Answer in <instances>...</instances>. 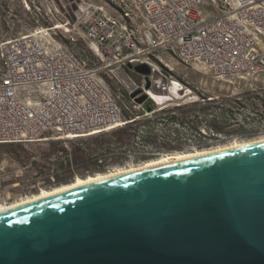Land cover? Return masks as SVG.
Returning a JSON list of instances; mask_svg holds the SVG:
<instances>
[{
    "label": "water",
    "instance_id": "1",
    "mask_svg": "<svg viewBox=\"0 0 264 264\" xmlns=\"http://www.w3.org/2000/svg\"><path fill=\"white\" fill-rule=\"evenodd\" d=\"M128 69L164 94L167 73ZM142 91L129 95L136 104ZM0 264H264V140L161 160L0 210Z\"/></svg>",
    "mask_w": 264,
    "mask_h": 264
},
{
    "label": "built area",
    "instance_id": "2",
    "mask_svg": "<svg viewBox=\"0 0 264 264\" xmlns=\"http://www.w3.org/2000/svg\"><path fill=\"white\" fill-rule=\"evenodd\" d=\"M109 1L120 10L125 24L102 7L88 5L81 10L87 13L84 20L72 25L80 28L81 37L96 55L100 64L96 68H88L58 41L55 27L35 29L0 43V144L37 143L47 135L79 138L131 122L123 117L101 72L111 73L128 97L143 89L159 110L190 93L195 95L190 96L189 104L199 101L196 89L169 73L164 94L145 89V80L141 85L127 77L124 70L128 64H148L150 80H154L161 70L159 64L169 68L160 59L161 53L184 65L200 63L215 79L249 77L264 71V0ZM202 5L217 14L205 18ZM26 87L33 88L29 94L21 91ZM33 94L38 98H32ZM257 106L264 118V102ZM145 116L150 118L152 113ZM75 135L79 137H72ZM258 135L264 136V131Z\"/></svg>",
    "mask_w": 264,
    "mask_h": 264
},
{
    "label": "rangeland",
    "instance_id": "3",
    "mask_svg": "<svg viewBox=\"0 0 264 264\" xmlns=\"http://www.w3.org/2000/svg\"><path fill=\"white\" fill-rule=\"evenodd\" d=\"M2 4H8L10 8L3 10ZM88 5H98L116 20L123 24L126 23L120 10L109 0H31L30 6H28L26 0H0V43L11 37L30 33L35 29L47 28L40 24L37 25L35 22L37 19L44 20L45 17L49 23L48 26L56 28L57 40L66 46L75 57L86 62L88 68H96L100 64L96 55L88 48L81 37L80 28H72L73 23L84 20L87 13L85 11L81 12V10ZM200 9L205 11V18H212L217 14V11L211 7L202 5ZM70 27L74 30H67ZM159 56L169 67L159 64L162 72L169 73L172 77L196 89L199 93L207 94L214 99L238 96L243 103L239 107L228 103L231 109L227 105L221 109L217 106L213 112L214 116H221L220 114L226 111L232 112L234 115L232 118L236 120L232 127L237 128L238 125H242L243 132L235 133V131H230L226 134L216 135L203 127L202 133L205 136L199 137V135L191 133V130L187 127L181 126L176 127L177 132L173 134L170 127L174 129L175 126H169L170 129H166L165 133L170 138L169 146L175 148V150H169L162 154L208 149L232 142L257 139L258 136L262 137L258 135L259 132L264 131V127H262L264 123H261L264 118L259 113L261 109L258 108L257 101L254 103L246 97L242 98V96L248 92L264 91V71H258L249 77L215 79L210 75L209 70L200 63L194 62L184 65L174 57H170L169 54L161 53ZM124 72L135 83L141 84L145 80L141 75L129 69L124 70ZM2 73L3 64L0 60V77ZM100 75L104 76L105 84L111 95L122 108V115L126 111L137 117L138 114L144 111L142 110L143 107H136L131 103L126 90L119 89L120 84L111 73L101 72ZM156 77L158 75L154 76V78ZM129 79L125 78L123 81L128 85ZM145 85L146 81L144 82V87ZM32 89V87H26L23 90L21 89V91L24 94H29ZM137 90L142 91L143 89L138 88ZM193 94L190 93L183 96L180 100L170 104L169 107H173L178 103L189 104L190 96ZM32 98H38V95L33 94ZM204 119H202V124H205ZM199 127L202 128V125H199ZM160 129L163 132L162 128ZM95 133L97 132L81 137L78 135L76 137L79 138L73 139H55L51 135H47L44 140L31 144H0V204L15 203L27 198V196L30 197L37 194L41 189L52 188L43 187L40 183L36 185L35 183L45 179L44 175L46 172L49 173L51 178H55V174L63 172L65 167L57 164L58 157L62 159L66 153L70 156L73 154V149L78 153V160L71 165L73 172L72 181L76 177H84L99 171L108 172L120 167L140 165L145 161L141 156L150 155L151 153L149 149L143 148L137 143L133 150L120 149L109 154L104 144L92 141L91 138L99 135ZM61 149L65 150L63 154L59 152ZM15 150L20 151V159L23 162L32 163V165L24 167L11 160L8 155ZM45 155L48 157L45 158ZM97 159H102L103 164L96 165ZM40 171H42L40 177L35 178V175L40 173Z\"/></svg>",
    "mask_w": 264,
    "mask_h": 264
},
{
    "label": "trees",
    "instance_id": "4",
    "mask_svg": "<svg viewBox=\"0 0 264 264\" xmlns=\"http://www.w3.org/2000/svg\"><path fill=\"white\" fill-rule=\"evenodd\" d=\"M28 6L31 5V0H26ZM3 10H8L10 7L8 4H2ZM37 25H43L45 27L48 26V21L44 17V20L37 19L35 21ZM263 92V91H262ZM263 93L260 92H248L245 93L242 98L246 97L249 101L257 103L259 101L264 102ZM199 101L190 103V104H177L173 107H164L160 110H157L150 99H147L142 103L143 112L138 114L136 119L135 116L130 114L131 112H124L123 116L126 120H132L131 122H127L122 127L115 128L113 130L99 133L96 137L91 138L94 142H100L107 149L109 154L114 153L117 150H133L134 146L139 143L143 148L149 149L151 152L150 155L141 156L145 161L150 159H155L159 156H162L165 152L169 150H175L169 146V135L165 133L166 129H172V133L175 134L177 130L176 127L169 126H181L187 127L191 130V133H195L196 135L205 136L202 133V130L208 129L212 134L221 135L226 134L230 131H235V133L243 132L242 125H238L237 128L232 127L235 124L236 120L232 118L234 115L232 112L226 111L225 113H221V116H214L213 112L217 106L219 108H223L226 105L230 107L228 103H232L239 107L242 105V101L240 97L236 96L233 98H223V99H214L213 97L198 93ZM219 109V111H221ZM223 111V110H222ZM144 113H152V117L148 118ZM205 118V124H202V119ZM210 118V119H208ZM206 119H208L206 121ZM202 125V128L199 127ZM204 127V128H203ZM163 132H161V129ZM192 135V134H191ZM1 146V145H0ZM9 146V145H7ZM181 150V149H179ZM64 149H61L59 152L61 154L64 153ZM70 156L63 155L62 159L58 157L57 164L61 167H65V170L59 174H55V178H51L49 173H45V179H41V181L35 183L41 184L43 187H56L60 184L70 183L73 179V172L71 169L72 163L78 160V153L73 149ZM8 157L13 160L15 163L20 164L24 167L32 165V163H25L20 159V151L15 150L11 152ZM48 156L45 155V158ZM99 159H97L98 161ZM102 160V159H100ZM1 162V157H0ZM97 163V162H96ZM103 164V160H102ZM98 165V163L96 164ZM42 171L35 175V178L40 177ZM104 173V172H98ZM92 175V174H91Z\"/></svg>",
    "mask_w": 264,
    "mask_h": 264
},
{
    "label": "bare ground",
    "instance_id": "5",
    "mask_svg": "<svg viewBox=\"0 0 264 264\" xmlns=\"http://www.w3.org/2000/svg\"><path fill=\"white\" fill-rule=\"evenodd\" d=\"M60 27H62V26L60 25ZM67 30H69V29H67ZM152 96L155 99H162V96H159V95L152 94ZM76 136H78V135H75V136H72V137H76ZM259 140H264V136L258 137L257 139H253V140H249V141L232 142L230 144L216 146V147H212V148H208V149L194 150V151H189V152L168 153V154H164L162 156H159V157H157L155 159H150V160L144 161L142 164L137 165V166L120 167V168H116V169H113L111 171L104 172V173H95V174L87 175V176H84V177H76L70 183L62 184V185H59V186H56V187H52L50 189H41V191L38 192L37 194H34V195L30 196V197L27 196V198H24L21 201H18V202H15V203H11V204H6V203L5 204H0V210L6 209V208H9V207H12V206L24 203V202L33 201L34 199L41 198L43 196L56 193V192L62 191L64 189L71 188V187L77 185L81 181H89V180H93V179H95L97 177H104V176H107V175H110V174H114V173H119V172L131 170V169H136V168H140V167L149 166V165L157 163V162H159L161 160H167V159L174 158V157L185 156V155H194V154L204 153V152H210V151H215V150L228 148V147H232V146H237V145H241V144H248V143H252V142H255V141H259Z\"/></svg>",
    "mask_w": 264,
    "mask_h": 264
},
{
    "label": "flooded vegetation",
    "instance_id": "6",
    "mask_svg": "<svg viewBox=\"0 0 264 264\" xmlns=\"http://www.w3.org/2000/svg\"><path fill=\"white\" fill-rule=\"evenodd\" d=\"M133 66H135V65H133ZM129 70H131V71H133V69H129ZM142 76V75H141ZM145 94V92H144V90H142V92L139 94V95H137L136 97L138 98V97H140V96H142V95H144ZM147 100V99H146ZM145 100V101H146ZM144 101V102H145Z\"/></svg>",
    "mask_w": 264,
    "mask_h": 264
},
{
    "label": "crops",
    "instance_id": "7",
    "mask_svg": "<svg viewBox=\"0 0 264 264\" xmlns=\"http://www.w3.org/2000/svg\"><path fill=\"white\" fill-rule=\"evenodd\" d=\"M170 105V104H169ZM169 105H167V106H169ZM142 107V106H141ZM143 110V109H142ZM143 112V111H142ZM146 113H144L143 115H145Z\"/></svg>",
    "mask_w": 264,
    "mask_h": 264
}]
</instances>
